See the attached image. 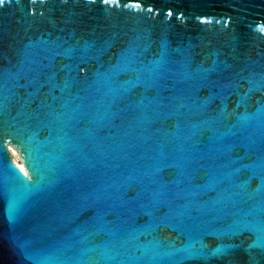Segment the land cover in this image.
Returning a JSON list of instances; mask_svg holds the SVG:
<instances>
[{"label": "water", "instance_id": "95a60500", "mask_svg": "<svg viewBox=\"0 0 264 264\" xmlns=\"http://www.w3.org/2000/svg\"><path fill=\"white\" fill-rule=\"evenodd\" d=\"M0 264H264V0H4Z\"/></svg>", "mask_w": 264, "mask_h": 264}, {"label": "bare ground", "instance_id": "6f19581e", "mask_svg": "<svg viewBox=\"0 0 264 264\" xmlns=\"http://www.w3.org/2000/svg\"><path fill=\"white\" fill-rule=\"evenodd\" d=\"M9 151H10V153H11V155H12V160L21 168V169H23L22 168V165L18 162V160H17V158H16V153L10 148L9 149Z\"/></svg>", "mask_w": 264, "mask_h": 264}, {"label": "snow or ice", "instance_id": "6c2138e0", "mask_svg": "<svg viewBox=\"0 0 264 264\" xmlns=\"http://www.w3.org/2000/svg\"><path fill=\"white\" fill-rule=\"evenodd\" d=\"M4 3V0H0V4H3Z\"/></svg>", "mask_w": 264, "mask_h": 264}, {"label": "built area", "instance_id": "2783aa9c", "mask_svg": "<svg viewBox=\"0 0 264 264\" xmlns=\"http://www.w3.org/2000/svg\"><path fill=\"white\" fill-rule=\"evenodd\" d=\"M8 149H10V148H8Z\"/></svg>", "mask_w": 264, "mask_h": 264}]
</instances>
